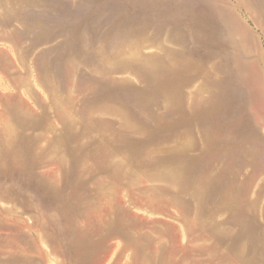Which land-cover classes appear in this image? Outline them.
Wrapping results in <instances>:
<instances>
[{
  "label": "rangeland",
  "instance_id": "374dc122",
  "mask_svg": "<svg viewBox=\"0 0 264 264\" xmlns=\"http://www.w3.org/2000/svg\"><path fill=\"white\" fill-rule=\"evenodd\" d=\"M0 264H264V0H0Z\"/></svg>",
  "mask_w": 264,
  "mask_h": 264
}]
</instances>
